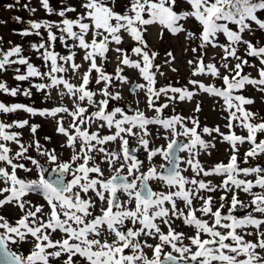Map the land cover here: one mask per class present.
Returning <instances> with one entry per match:
<instances>
[{
	"label": "snow or ice",
	"instance_id": "1",
	"mask_svg": "<svg viewBox=\"0 0 264 264\" xmlns=\"http://www.w3.org/2000/svg\"><path fill=\"white\" fill-rule=\"evenodd\" d=\"M185 2L189 7L180 10L177 0H129L120 12L114 10L111 0H81L82 11L77 12L76 7L69 6L56 11L50 0H40L48 14L61 19L58 22L29 21L30 29L21 35L40 36L41 29L47 31V41L32 45L40 54L46 70L42 71L24 57L19 45L0 48V72L16 65L26 66L25 73H21L19 67L14 68L15 80L40 78L46 82L32 86L45 92L46 98L51 90H56L61 99L69 97L72 101L71 108L60 104L39 110L20 103L0 102V113L23 110L33 116L57 118V132L65 136V146L71 149L70 158L57 163L59 158L55 149L43 147L37 139L25 144L21 140L22 133L12 131L27 126L35 136L39 125H29L28 120H0V208L12 205L21 212L12 222L0 215V264H264V218L253 215L255 212L264 217V167H241L237 157V145L245 142L251 147L244 154V163L264 154V139L257 142V134L264 133V119L253 123L257 114L245 105L253 104L254 100L236 94L248 85L257 86L264 92V46L258 47L244 38L246 32L253 30V23L264 31V19L258 16L264 13V0ZM68 13H76L75 18H69ZM15 19L19 21L20 17ZM189 20L195 21L198 33L185 27ZM152 25L161 26V36L166 29L173 35L184 33L190 41L199 40L197 48L191 49L193 53L198 49L202 52L208 46L221 48L220 67L228 74H222L215 63L206 64L203 54L188 63L193 66L194 76L211 75L220 79L223 86L205 85L197 80L189 83L224 102L229 113V133H222L218 126H205L202 132L208 135L215 132L230 145L228 163H217L210 169L203 167L198 159L200 150L214 145L202 139L197 119L180 115L161 118L159 115L168 107V103H157L162 95L167 101L175 102L191 100L196 92L172 85L157 87L156 72L160 66L154 61L158 53L148 48L144 39L145 32ZM125 34L135 42L131 52L137 59H132L128 51L120 47ZM220 35L225 37V43L218 42ZM58 39L68 49V54L60 55L54 50ZM113 44L115 48L111 47ZM241 46L248 57L259 61L255 78L244 73L249 60L238 55ZM74 49L82 50V59L88 63L79 83H73L67 75L78 73L82 68L76 61ZM111 51L117 54L114 74L106 72L103 63L108 61ZM167 56L169 60L165 63L175 60L171 52ZM231 60L236 63L232 64ZM125 66L137 70L146 82L136 87L145 91L148 107L158 114L155 117L150 118L139 109L130 115L121 107L110 108V101L121 98L119 92L111 90L115 81L128 80L123 74ZM94 72L95 83L103 84L100 89L103 98L99 100L95 99L97 92L89 87ZM0 92L15 97L21 90L0 81ZM23 95L30 96L31 90L24 89ZM89 106L95 110L89 112ZM196 110L199 111V105ZM60 114L72 118L67 128ZM186 120H191L192 126H188ZM97 121L98 129L114 131L104 135L99 130L90 131ZM233 122H239V126L247 130V135L232 131ZM151 125L171 133L166 147H150L147 137ZM179 136L187 138V142H178L176 137ZM131 137L137 139L149 161L157 155L162 156L167 166L160 167L165 171H159L155 166L143 171L144 161L130 150ZM118 140V150L107 147ZM9 142L15 144L17 150L14 151ZM33 148L48 162L56 163V167L45 169L40 159L29 154ZM178 152L188 153L184 163L194 174L191 178L183 174L185 169L180 167ZM97 156L101 157L99 161ZM21 161L30 162L38 170L39 179L26 181L20 178L18 170L32 171ZM102 163L109 166L111 175L105 176ZM46 171L52 173L48 178H45ZM241 174L255 175L256 179H241ZM201 175H219L223 180L214 185L211 181L199 179ZM68 176L71 178L67 179ZM153 180L162 181L167 190L153 191L149 183ZM257 187L261 191H253ZM217 191L223 194L219 197L221 203L214 209L213 197L201 193ZM240 192L251 197L248 204L239 198ZM30 193L39 195L45 203L33 204L26 198ZM197 199L201 201L199 208L193 206ZM178 200L183 202L187 211L178 207ZM225 202L228 204L227 214H224ZM238 209H245L246 213L235 215ZM197 212L210 220L198 217ZM175 219L193 227V235L186 237L183 232H178L173 227ZM249 228L254 232L245 231ZM56 233L61 235L54 239ZM245 235H254L255 239H245ZM185 239L188 244H184ZM150 240L157 242L151 243ZM24 244H31L27 254L19 250ZM166 247L172 251L165 252ZM145 249L151 250V256Z\"/></svg>",
	"mask_w": 264,
	"mask_h": 264
},
{
	"label": "rangeland",
	"instance_id": "2",
	"mask_svg": "<svg viewBox=\"0 0 264 264\" xmlns=\"http://www.w3.org/2000/svg\"><path fill=\"white\" fill-rule=\"evenodd\" d=\"M129 0H111V6L116 11L123 12L125 7L128 5ZM12 4L13 7L9 8L7 5ZM81 0H50V5L56 10L59 11L61 8L65 6L76 7L77 12L82 11L80 8ZM27 5V7H25ZM177 7L180 10H185L189 6L186 4L185 0H177ZM36 9L35 12L30 11V9ZM69 18H75L76 13H68ZM15 17H20V20L17 21ZM61 18L55 14H48L43 7L41 6L40 0H0V48L7 49L12 47L13 45H19L22 47L23 52L22 55L29 59V61L36 67L40 68L42 71H45V65L42 59L40 58V54L36 52L33 48V44H39L41 42L47 41V31L45 29H41V35L37 36L35 34L24 36L21 35L25 30L30 29L29 21H43L48 20L52 22H58ZM186 28L192 31H196L198 33L199 29L195 25V21L189 20L185 25ZM252 31L246 32L244 34V38L246 40H250L256 46H264V32L258 31L259 29L255 28V25H252ZM53 31H57L53 29ZM161 26L152 25L149 26L147 31L144 34V39L147 42L148 48L152 51L158 53L155 58L154 63L159 65V71L156 72V84L157 87H164L166 85H172L173 87H186L189 90H193L196 94L192 97L191 100L185 101H175L169 102L166 97L161 96L160 100L157 103H168V107L163 110L162 113H159L161 118H168L172 115H180L185 118H194L199 121L200 127L198 128V132H201L202 139L210 144H213L214 147H209L206 150L201 149L198 159L205 169H210L214 167L217 163H228L231 155V148L227 142H224L222 138L215 132L211 135L207 133H203V127L207 126L209 128L219 127L222 133L228 134L229 129L227 124L229 120L227 119L229 113L224 107V102L222 98L206 93L202 90L196 89L193 85L189 83L190 80H197L203 82L205 85L215 84L217 87H222V81L216 77L211 75H193V66L188 63L190 60H195L199 55L203 54L205 63H215L217 67H220L221 57L223 55L221 48L208 46L202 52L198 49L196 53L191 51L192 48H197L199 44V40H188L184 33L173 35L169 33L166 29L163 30V35L161 36ZM59 35V33L57 32ZM91 35V34H89ZM219 43H225V37L220 35L218 37ZM135 42L127 36L124 35V42L120 47L128 51V54L132 59H137L135 54L131 52V48L134 46ZM115 48L116 45L113 44L111 46ZM54 50L58 52L60 55L68 54V49L65 48L59 39L56 41L54 45ZM77 52L76 61L82 65L81 71L75 74L71 72L68 73V77L71 79L73 83L80 82V76L83 71H85L88 67V63L82 59L83 51L79 49H74ZM171 52L172 56L175 57L174 61L170 63H165L166 60H169L167 53ZM116 53L111 51L109 53V59L104 63L105 71L114 74L115 69L117 67L116 61ZM238 55L242 56L245 59L249 60V66H245L244 73L250 75L251 77H257L258 68L260 67L259 61L256 58L248 57L244 51L243 46L238 51ZM15 58V57H14ZM98 63H101L98 60ZM232 64H235V60H231ZM252 65H255L254 67ZM15 67L20 68L21 73L26 72V66L16 65L8 68L5 72H0V80L6 82L9 87H19L21 92L17 96L13 97L6 93L0 92V102H4L6 104L20 103L26 106L33 107L35 109H44L51 108L60 104H64L69 108L72 107V101L69 97H64L61 99L56 90H51L50 95L46 98V93L43 91L37 90L32 85L36 83L46 82L41 80L40 78H32L29 81H17L14 79V76L17 74L14 71ZM172 69H176L173 71ZM153 71H156L154 68ZM220 71L222 74H228L222 67H220ZM162 73V74H161ZM127 78V82L115 81V87L111 90L113 92H119L121 98L119 100L110 101V108L112 107H121L125 110L127 114H134L135 109H139L144 112L148 117H155L158 115L153 109L149 108L146 102V93L144 90L136 87L137 84L146 83L143 77L139 74V72L135 69L126 67L124 68L123 73ZM96 73H93L92 82L89 87L97 92L96 100L102 99L103 97L100 95V89L103 87V84L95 83ZM136 82L133 87V90L130 91V84ZM24 89H30L31 95L25 96L23 95ZM236 94H242L247 98H251L254 100V103L251 105H245V107L256 113V117L253 119V123L260 122L261 119H264V92L260 91L257 86L248 85L245 89L240 90ZM171 95V93H170ZM86 105V102H85ZM197 105H199V111H197ZM87 106V105H86ZM130 108V110L128 109ZM94 107L89 106V112L94 111ZM64 118V126L67 128L71 123L72 118L67 114H60ZM57 118L52 117H44L40 115H31L23 110H18L15 113H0V120L5 122H12L18 120H28L29 125L36 124L39 125L37 128V132L35 136L30 131L29 127H25L23 129L14 128L12 131H19L22 133L21 140L25 144L31 143L33 139H37L40 141L41 145L48 149H55L58 155V161L64 162L67 161L71 156V149L65 146L66 138L62 134H58L57 132ZM188 126H192L191 120H186ZM93 124L92 130H99L102 135L110 134L114 129H98L97 125ZM234 127L232 131H234L237 135L246 136L247 130L239 126V122H233ZM150 135L147 137L151 144H155L156 146H164L166 142H168L169 138H171V133L159 126L151 125L149 126ZM46 137H50L49 140H46ZM181 137V136H179ZM264 139V133L257 134V142L259 140ZM129 145H135L136 152L139 153L140 158L144 161V166L142 168L143 171H146L148 167L155 166L158 170L161 168L160 166L164 164L165 160L162 156L157 155L153 157L150 161L146 159L147 153L143 148H141L138 144V141L135 137L129 138ZM10 146L13 150H17V146L11 142H9ZM120 146V141L111 142L107 145V147L112 150H118ZM79 147V145H77ZM239 151L237 153L238 163H240L241 167H255L260 165L264 167V154L259 155L255 158H249L247 163H244V154L250 149L251 145L248 142L237 145ZM29 154L34 156L35 158L40 159L41 163L46 164V166L50 169H54L56 167V163L48 162L45 157H41L36 153L35 149H30ZM188 156L187 152H183L180 155V167L185 169L183 174L191 178L194 174L184 161ZM101 157L97 156V160L99 161ZM25 163V166L28 168H32L30 173L24 172L23 170H18V175L20 178L28 180H36L39 179L38 170L31 165L28 161H21ZM101 167L105 173V176H109L112 174V170L109 168L107 164L102 163ZM70 179L71 177H66ZM199 179H204L206 182L211 181L212 184L218 185L222 182L223 177L219 175H212L208 177L200 176ZM241 179L253 180L255 181V175L244 176L241 174L239 177ZM153 191H166L167 186L158 180H153L151 182ZM253 191H261L260 188H254ZM223 193L221 191H217L215 193H210L213 197V205L214 207H218L221 203L219 197ZM201 195L207 196V192H202ZM231 194H229L230 196ZM28 200L32 201L33 204H44V200L35 193H30L27 197ZM123 199V197H121ZM239 198L248 204L251 200V197L248 194L243 192L239 193ZM196 208L201 206L200 200L193 201ZM177 205L179 208L185 209L184 205L180 204V201H177ZM224 214H227L228 204L225 202ZM47 206L45 205V212H47ZM185 211H187L185 209ZM246 213L245 209H238L234 214L238 216H242ZM0 215H3L10 222L19 218L21 212L18 208L13 207L12 205H5L0 208ZM253 215H256L258 218L261 217L260 214L253 212ZM197 216L209 219L210 217H204L202 213L197 212ZM161 227L165 230L166 227L161 224ZM173 227L180 232H183L185 236H191L194 233V228L182 223L181 220L175 219L173 223ZM167 231V229L165 230ZM246 232H254V229L249 228L245 230ZM60 233H56L53 235V238H59ZM245 239L254 240V235H245ZM151 243H156L155 240H150ZM189 241L187 239L184 240V244H188ZM31 248V244H24L20 247V251L27 252ZM15 250V246H13ZM171 249L169 247L165 248V252H169ZM145 252L151 256V250L145 249ZM176 255V253H173Z\"/></svg>",
	"mask_w": 264,
	"mask_h": 264
},
{
	"label": "flooded vegetation",
	"instance_id": "3",
	"mask_svg": "<svg viewBox=\"0 0 264 264\" xmlns=\"http://www.w3.org/2000/svg\"><path fill=\"white\" fill-rule=\"evenodd\" d=\"M167 143H168V142H166V144L164 145V147H166ZM152 146H153V144L150 145V147H152ZM156 147H158V146H156ZM134 154L137 155V157H138L140 160H142V158H140V156H139V153L136 152V148H134ZM142 161H143V160H142ZM165 163H166V161L164 162V164H165ZM164 164H163V165H164ZM151 182H152V181H150L149 183H151ZM173 255H174V254H173Z\"/></svg>",
	"mask_w": 264,
	"mask_h": 264
},
{
	"label": "trees",
	"instance_id": "4",
	"mask_svg": "<svg viewBox=\"0 0 264 264\" xmlns=\"http://www.w3.org/2000/svg\"><path fill=\"white\" fill-rule=\"evenodd\" d=\"M258 16H259L260 19H264V13H259ZM253 25H255V23H253ZM255 28L259 29L256 25H255ZM258 31H262V30L259 29Z\"/></svg>",
	"mask_w": 264,
	"mask_h": 264
},
{
	"label": "water",
	"instance_id": "5",
	"mask_svg": "<svg viewBox=\"0 0 264 264\" xmlns=\"http://www.w3.org/2000/svg\"><path fill=\"white\" fill-rule=\"evenodd\" d=\"M133 87H134V83H132V84L130 85V90H131V91L133 90Z\"/></svg>",
	"mask_w": 264,
	"mask_h": 264
}]
</instances>
